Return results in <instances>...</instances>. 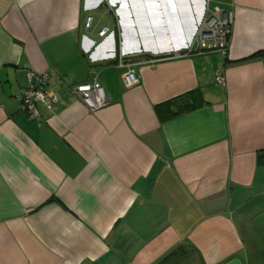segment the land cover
Here are the masks:
<instances>
[{
	"label": "crops",
	"instance_id": "1",
	"mask_svg": "<svg viewBox=\"0 0 264 264\" xmlns=\"http://www.w3.org/2000/svg\"><path fill=\"white\" fill-rule=\"evenodd\" d=\"M206 7L225 51L187 49ZM29 68L57 98L34 118ZM248 202L264 219V0H0V264H251Z\"/></svg>",
	"mask_w": 264,
	"mask_h": 264
},
{
	"label": "built area",
	"instance_id": "2",
	"mask_svg": "<svg viewBox=\"0 0 264 264\" xmlns=\"http://www.w3.org/2000/svg\"><path fill=\"white\" fill-rule=\"evenodd\" d=\"M110 1L111 0H107V2ZM92 18V14L86 16L84 20V26L86 29L91 27ZM231 21V12L219 7H216L213 10H209L206 7L196 25L192 39L187 45V49L197 52L214 50L225 51L227 49V37L231 31ZM109 33H112V30L108 25H103L98 30L97 35L104 37ZM119 63L125 66V70L121 74L122 82L126 86L135 84L138 78L132 63L122 62L121 60ZM26 78L27 85L18 95V98L21 107L27 111L30 117L34 118L38 115L36 107L37 102L50 107L57 98L45 89V84L48 78V73L46 71L29 68L26 71ZM216 81H223V76L218 70H216ZM75 91L90 111H96L108 103V98L104 94L102 86L97 80H93L91 83H79L76 85Z\"/></svg>",
	"mask_w": 264,
	"mask_h": 264
},
{
	"label": "rangeland",
	"instance_id": "3",
	"mask_svg": "<svg viewBox=\"0 0 264 264\" xmlns=\"http://www.w3.org/2000/svg\"><path fill=\"white\" fill-rule=\"evenodd\" d=\"M257 204L258 202H255L251 205V203L248 202V204L241 209L242 212L236 214L235 217L238 225L242 228L240 230L245 242L250 246L248 253L249 255L252 253L250 257L253 261L249 263L264 264L262 263V261H264V254L259 255L261 251H258L262 250V252H264V249L260 247L264 245V219H261L259 216V206Z\"/></svg>",
	"mask_w": 264,
	"mask_h": 264
},
{
	"label": "trees",
	"instance_id": "4",
	"mask_svg": "<svg viewBox=\"0 0 264 264\" xmlns=\"http://www.w3.org/2000/svg\"><path fill=\"white\" fill-rule=\"evenodd\" d=\"M162 106L166 107V106H167V104H164V105H162Z\"/></svg>",
	"mask_w": 264,
	"mask_h": 264
}]
</instances>
